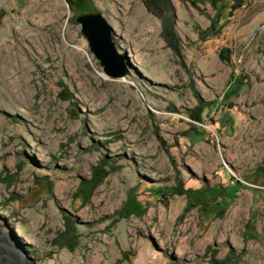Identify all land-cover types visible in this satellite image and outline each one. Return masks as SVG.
Instances as JSON below:
<instances>
[{
  "label": "rangeland",
  "instance_id": "rangeland-1",
  "mask_svg": "<svg viewBox=\"0 0 264 264\" xmlns=\"http://www.w3.org/2000/svg\"><path fill=\"white\" fill-rule=\"evenodd\" d=\"M0 221L34 264H264V0H0Z\"/></svg>",
  "mask_w": 264,
  "mask_h": 264
},
{
  "label": "water",
  "instance_id": "water-1",
  "mask_svg": "<svg viewBox=\"0 0 264 264\" xmlns=\"http://www.w3.org/2000/svg\"><path fill=\"white\" fill-rule=\"evenodd\" d=\"M90 50L99 60L103 71L111 77L127 73L124 55L119 53L113 40V28L99 12H84L76 17ZM0 264H34L9 232L0 226Z\"/></svg>",
  "mask_w": 264,
  "mask_h": 264
},
{
  "label": "trees",
  "instance_id": "trees-1",
  "mask_svg": "<svg viewBox=\"0 0 264 264\" xmlns=\"http://www.w3.org/2000/svg\"><path fill=\"white\" fill-rule=\"evenodd\" d=\"M102 165H104V163L101 164L100 166L94 167V169L92 171L93 172V178L91 180H88V182H86V183H89L91 185V187L93 184H96L97 182H99V180L104 175H106L107 171L104 168H102ZM111 167L113 168V166H111Z\"/></svg>",
  "mask_w": 264,
  "mask_h": 264
},
{
  "label": "bare ground",
  "instance_id": "bare-ground-1",
  "mask_svg": "<svg viewBox=\"0 0 264 264\" xmlns=\"http://www.w3.org/2000/svg\"><path fill=\"white\" fill-rule=\"evenodd\" d=\"M0 226L3 227V228H5V229H7V228L5 227V225H4L1 221H0ZM98 259H99V256H98V255H94V256L91 257L90 260H91L92 262L96 263V262H98Z\"/></svg>",
  "mask_w": 264,
  "mask_h": 264
}]
</instances>
